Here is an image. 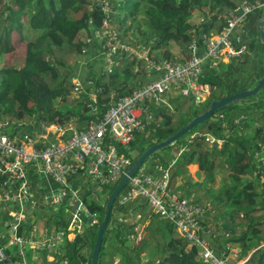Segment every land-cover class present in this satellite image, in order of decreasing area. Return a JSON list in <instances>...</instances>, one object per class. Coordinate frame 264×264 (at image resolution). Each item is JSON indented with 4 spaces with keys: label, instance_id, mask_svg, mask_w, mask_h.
Here are the masks:
<instances>
[{
    "label": "trees",
    "instance_id": "16d2710c",
    "mask_svg": "<svg viewBox=\"0 0 264 264\" xmlns=\"http://www.w3.org/2000/svg\"><path fill=\"white\" fill-rule=\"evenodd\" d=\"M101 1L0 0L1 120L9 121L15 128L19 123L34 120L38 125H56L62 129L75 124L77 130H82L84 124L87 126L89 121L101 118L120 98L143 86L141 74L135 73L133 66L145 62L120 55L113 58L112 64L117 63L116 66L96 74L91 72L93 75L83 81L82 90L78 94L73 92L76 87L71 78L75 71L66 63L65 53L81 58L90 53L89 45L93 47L99 39L94 37L104 20ZM106 1L110 24L125 43L142 46L147 50V60L155 63L182 64L191 58V44L195 42L200 49L203 36L219 34L228 13L243 0ZM257 1L264 3V0ZM254 14L256 18L263 16L262 10ZM251 33V40L243 42L246 53L241 58L228 63L219 61L216 68L205 66L202 83L209 87V95L200 107L189 99L176 104L173 112L180 113L176 121L167 112L168 106L154 107L151 111L159 115L162 123H150L143 133L135 135L127 150L119 149V152L133 163L147 148L168 139L206 110L210 102L253 88L264 78V46L255 39L253 30ZM99 42L98 48L103 52V40ZM98 60L104 63L103 56ZM85 90L87 97L83 96ZM47 99L49 104L42 106L40 102ZM188 105L186 112L183 106ZM263 131L264 86L244 102L221 108L173 145L153 154L143 165L146 173L157 176L156 166L165 167L175 149L178 157L171 170L172 179L185 176L187 166L195 165L196 173L203 178L190 184L188 176L185 196L207 201L202 206L209 205L210 213L214 211L212 219L219 231L209 226L205 234L217 244L214 251L230 258L229 250H238L236 260L246 259L244 264H264V246H261L264 216H259L264 215V181L259 182L264 176V164H261L264 152L260 150L264 146ZM207 135L221 140L222 146L209 145L205 141ZM215 184L217 190L212 189ZM116 185H100L107 193L103 204L85 192L84 202L96 216L97 224L82 237L65 244L69 264H90L105 204ZM130 210L136 212L132 206L119 208L114 203L98 264H210L200 260L196 247H187L173 224L153 214L140 243L119 240L132 228L118 224L117 218ZM204 233L202 228L201 234Z\"/></svg>",
    "mask_w": 264,
    "mask_h": 264
},
{
    "label": "built area",
    "instance_id": "2783aa9c",
    "mask_svg": "<svg viewBox=\"0 0 264 264\" xmlns=\"http://www.w3.org/2000/svg\"><path fill=\"white\" fill-rule=\"evenodd\" d=\"M101 7L104 20L95 37L103 40L105 56L114 58L121 55L143 61L146 68L161 71V75L129 96L120 98L101 118L89 121L84 130H74L69 124V136H66L68 130L56 125H41L37 131L22 132L23 124L19 123L15 128L9 121L0 119V264H32L25 261L27 247L32 252L46 254L52 264H69L60 248L64 246L62 242L68 234L64 230L40 231L31 225L36 203L29 183L30 172L40 173L50 184L49 190L41 196V203L48 208L62 207L69 212V232L73 238L83 236L87 229L97 224V218L87 209L84 195L72 179L80 170H86L91 183L104 186L118 183L131 165L119 149L127 150L135 135L143 133L154 122L149 106L165 104V96L173 90H178L181 97L191 100L194 105L203 103L209 95V87L202 83L205 66L216 68L219 61L241 58L246 53V46L237 30L245 26L251 14L262 10L264 15V3L243 0L228 13L219 34L203 36L202 53L193 42L190 46L191 58L187 62L155 63L147 60L145 48L134 47L120 38L119 32L110 24V9L106 0L101 1ZM75 87V90L80 89L77 85ZM205 141L209 145H218L219 140L207 135ZM260 150L263 152L264 146ZM177 157L165 167L157 165V176L139 170L117 196L116 206L129 207L143 200L159 220L175 226L188 248L198 249V256L203 262L244 264L246 259L236 260L238 250L235 249L229 250L230 261L228 257L217 258L203 238V219L211 212V207L207 205L204 208L193 195L183 196L172 188L171 170ZM140 218L132 210L117 218L118 224L132 228L119 240L135 244L142 241L147 223L139 221ZM9 248L15 251L12 255L7 252Z\"/></svg>",
    "mask_w": 264,
    "mask_h": 264
},
{
    "label": "crops",
    "instance_id": "0c3cea01",
    "mask_svg": "<svg viewBox=\"0 0 264 264\" xmlns=\"http://www.w3.org/2000/svg\"><path fill=\"white\" fill-rule=\"evenodd\" d=\"M253 18V19H252ZM249 21H247L245 23V26L242 28L243 30V33H245L246 35V39H243L244 42L249 41L251 39H249V35H253V33L250 34V32L253 30V32H255V24H256V21L258 19V17L256 18V15L254 14V17H252ZM254 21V22H253ZM250 26V27H249ZM247 29V30H246ZM248 31V32H247ZM248 33V35L246 34ZM253 37V36H251ZM95 39L97 37H94ZM94 43V41H93ZM99 39L96 40V42L94 43L95 45L93 47H91L92 45H89V48L91 49L90 50V53L84 57L85 58V61L86 64H89L91 62V65L88 66L90 69H95V66H98L100 65V61L98 60V57L99 56H103L104 57V63L102 64V66L100 67L99 70H109L110 68H112L113 66H116L117 63H114L112 64L113 60L110 58V57H106L104 52H100L98 46H99ZM203 51V47L201 45V48L199 49V52L202 53ZM253 55L255 56L256 54H254L253 52ZM84 58H82V61H84ZM89 58V59H88ZM101 60V59H100ZM224 62V61H223ZM102 63V62H101ZM224 63H228V62H224ZM93 65V66H92ZM92 66V68H91ZM86 67V72L85 74L83 73H78L76 71V74L73 75V77L76 79L77 83H78V86L79 88H82L84 87L83 86V81L85 79H88L89 77H91V72H94V71H90L89 68ZM107 67H109L107 69ZM133 69H134V72L135 73H140L141 74V84L142 85H145L147 83H149L150 81L154 80V79H157L160 77L161 75V71H158V70H151L149 68H146V63H139V64H135L133 66ZM81 71V70H80ZM90 73V75H89ZM83 79V80H82ZM80 90V91H81ZM207 98H205L206 100ZM165 100H166V103L163 104L164 106H168L170 108L174 107L176 104H181L182 102H187L186 98H183L179 95L178 93V90H173L172 92H170L169 94H167L165 96ZM204 100V102H205ZM203 102V103H204ZM203 103H201L200 105H195L196 107H200ZM161 106V105H160ZM160 106H156L154 104H151L150 105V113L152 114V111L151 109H153L154 107H160ZM172 106V107H171ZM186 108V112L188 110V108L190 107V105L187 106H183ZM155 109V108H154ZM177 114L178 116H180V113H175ZM186 115V114H184ZM183 115V116H184ZM154 117V116H153ZM154 120V118H153ZM71 127L74 129V130H77L75 128V124H70ZM86 124L83 125V129H85V126ZM69 131V130H68ZM80 131V130H78ZM22 132H26L25 129H22ZM70 132V131H69ZM69 132H67L66 136H69ZM175 153H176V149L173 150V152H171L169 155L172 157V159L175 157ZM174 157H173V156ZM263 165V163H261ZM264 166V165H263ZM148 168V167H147ZM84 170V169H83ZM187 170H188V174H186L185 176H178V177H174V179H172V176H171V186L172 188L176 191V192H179L181 195L185 196L186 194H188V190H186V180L188 178V176L191 177V181L190 182H193L195 183L196 181V166L195 165H189L187 166ZM264 172V171H263ZM264 175V174H263ZM264 181V176L260 179H259V182H263ZM84 183L86 184L85 186H87L86 188H84V184H80V183ZM29 183H30V187H31V190H32V193H33V196L35 198V203L36 205L37 204H42L41 203V196L43 194H45L48 190H49V182L43 177V175H41L40 173H37V172H34V171H31L30 174H29ZM72 183L77 186V188H80L82 187L84 193L83 195L86 193H89L90 197L92 200H95L93 197H92V194L95 192L94 188L96 186L95 183H91L89 177L87 176L86 174V170L80 172L72 179ZM94 184V185H93ZM258 186L259 187H262L259 183H258ZM99 189V188H98ZM264 189V188H263ZM193 194V193H192ZM98 202V201H97ZM147 207L148 209V206L146 205V203H144L143 200H139L135 205L132 206V208H135V213L139 214L141 216V218L139 219V221L141 222H145V224L147 223V225L149 224L150 222V216L146 217L144 215L145 213V208ZM48 211L49 213H51L53 215V220H47L45 223L44 222H38L36 225H34V220L35 219H38L40 218V214L39 212L36 211L35 208H33V212H32V215H31V225L33 227H37L38 230L42 231V230H48V231H51V232H57L58 230H64L68 236H65V238L62 240V244L64 243V246L62 245V247L60 246V248H62V251H65V244L67 242H69V240H74L75 238H73L72 236V233L69 232V212H65L62 207L61 208H58V209H52V208H48ZM66 225V226H65ZM203 226V229L205 231L204 235L208 232V227L209 225L207 226L206 223H203L202 224ZM85 234V233H84ZM78 237V236H77ZM82 237V236H81ZM215 250V249H214ZM10 253H13L15 252L14 249L12 250H9ZM215 253V252H214ZM44 254V253H43ZM45 255V263H42V264H52L51 262V258L48 257L46 254ZM157 258V256H155V259ZM34 260H31L29 263H32L34 264ZM40 264V263H39Z\"/></svg>",
    "mask_w": 264,
    "mask_h": 264
},
{
    "label": "water",
    "instance_id": "95a60500",
    "mask_svg": "<svg viewBox=\"0 0 264 264\" xmlns=\"http://www.w3.org/2000/svg\"><path fill=\"white\" fill-rule=\"evenodd\" d=\"M101 0H97V3H99ZM263 4V2H262ZM239 13H241V10H239ZM243 28V25L240 27L239 30H237V34L241 35L242 39H246V36L242 35L241 29ZM255 39L259 42L260 45L264 46V15L260 16L255 24ZM199 44H202V41H199ZM113 60V58H111ZM264 86V78L260 79L257 84L248 90L245 91H239L231 96L224 97L220 100H214L210 102L208 108L204 110L202 113L198 114L194 118H192L185 126H183L179 131H177L175 134L171 135L168 139L161 141L159 143H156L152 145L151 147L147 148L126 170L125 174L122 176L120 181L117 183L113 191L111 192L104 208V216L103 220L100 223V226L97 229L96 232V239L94 243V248L91 255V261L90 264H98L99 261V253L102 245L103 240V234L106 230L111 210L113 208V205L115 203V200L119 193L122 191V189L126 186L129 179L134 176L141 167L146 163V161L153 155L160 150L173 145L177 140H179L184 134L188 133L192 128L197 127L201 125L202 123L206 122L215 112L220 110L221 108H227L231 104H236L238 102H244L245 100L249 99L250 97H253L257 95L262 87ZM84 97L88 96V91L85 90ZM70 127L66 126L64 129L68 130ZM217 144L214 143V146ZM214 255L219 258L220 253L215 252Z\"/></svg>",
    "mask_w": 264,
    "mask_h": 264
},
{
    "label": "rangeland",
    "instance_id": "374dc122",
    "mask_svg": "<svg viewBox=\"0 0 264 264\" xmlns=\"http://www.w3.org/2000/svg\"><path fill=\"white\" fill-rule=\"evenodd\" d=\"M254 14H251L250 15V17H249V19L247 20V21H249L251 18H252V16H253ZM250 27V26H249ZM117 30V29H116ZM118 31V30H117ZM119 32V31H118ZM212 34V33H211ZM247 35H248V33H246ZM251 36H253V35H249V39H251ZM84 52V50L82 51V53ZM65 60H66V63L68 64V65H72L71 67L73 68V70L75 71V72H73L72 73V75H75L76 74V71L78 72V73H83V74H85V72H86V67H88V66H90L91 65V62L89 63V64H86V62L87 61H85V59H84V61H82V58L81 57H73V56H70V54H67V53H65ZM108 58V57H107ZM93 66V65H92ZM92 66H91V68H92ZM102 66V63L100 62V65H98V66H95V69H90L89 67V70L90 71H94L93 73H97L98 71H100L99 69H100V67ZM109 67H107V69H108ZM81 70V71H80ZM93 73H91L92 75H93ZM94 74V75H95ZM90 75V74H89ZM92 75H90V76H92ZM71 83H73L74 85H77L78 86V83H77V81H76V79L72 76V78H71ZM75 94H78L79 93V90H74L73 91ZM40 104L42 105V106H44V105H46V104H49V99H47V100H42L41 102H40ZM40 105V106H41ZM172 107V106H171ZM173 109H174V107H172V108H170L169 107V111H167L168 113H171L172 114V116L173 117H175V121L177 120V118H178V115L176 114L175 115V113L173 112ZM152 115V117L154 118V123L156 124V125H160L161 123H162V120L160 119V117H159V115H157V114H151ZM184 114H182V116H183ZM185 116V115H184ZM21 124H24V128H22V129H25L26 130V132H30V131H32L33 129L34 130H38V128L41 126V125H38V124H36L35 123V121L34 120H31V121H26V122H24V123H21ZM71 134V132H69V135ZM218 145L219 146H222V141H218ZM264 152V151H263ZM262 162V161H261ZM144 169V166H143V168L141 169V170H143ZM195 174L197 175L196 176V181L195 182H200V181H202V176L201 175H198L196 172H195ZM191 183H193V182H190V184ZM80 184H84L83 182L82 183H80ZM87 184V183H86ZM86 184H84V188H86L87 186H85ZM96 185H94V186H96L95 188H94V190H95V192L92 194V197L96 200V201H98L99 203H101V204H103V202L106 200V198H107V193H106V191H103V189L102 188H100V185H98L97 183H95ZM112 186V185H111ZM99 188V189H98ZM217 184H215V186H213L212 187V189H215V190H217ZM79 191H80V193L83 195V193H84V191H83V189H82V187H80L79 188ZM195 199H196V197H195ZM200 205H204V204H206V203H208L207 201H204V202H200V200H198L197 201ZM35 209H36V211L37 212H39V214H40V218H38V219H35L34 220V225H36L38 222H46L47 220H53L54 218H53V215L51 214V213H49V211H48V209H47V207L46 206H44L43 204H37L36 206H35ZM151 214H153L152 213V211L150 210V208L148 207V209H147V207L145 208V213H144V215L146 216V217H148V216H151L152 217V215ZM154 215V214H153ZM213 215H214V211H213V213H207V215L205 216V218L203 219V223H206L207 225H209L210 227H212L213 229H215V232H218L219 231V229L218 228H216L215 227V225H214V221H213V219H212V217H213ZM259 216H264V215H259ZM203 238L208 242V244H209V246L211 247V249L212 250H214L216 247H217V244L215 243V241H210V239L208 238V236L207 235H205V236H203ZM217 239V238H216ZM221 239V238H220ZM9 250H11V252H12V250L13 249H11V248H9L8 249V251ZM146 253H148V250H146L145 251ZM142 255H144V254H142ZM31 260H34L35 261V263L36 264H38V263H45V255L43 254V253H37V252H32L28 247L26 248V253H25V261L26 262H30ZM143 259L141 258V261H142ZM228 260L230 261V258H228ZM157 262V261H156ZM142 263H143V261H142Z\"/></svg>",
    "mask_w": 264,
    "mask_h": 264
}]
</instances>
